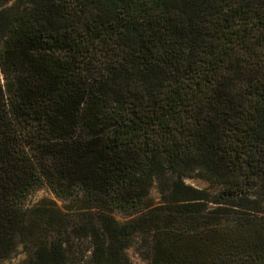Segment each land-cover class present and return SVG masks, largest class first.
<instances>
[{"label": "trees", "instance_id": "obj_1", "mask_svg": "<svg viewBox=\"0 0 264 264\" xmlns=\"http://www.w3.org/2000/svg\"><path fill=\"white\" fill-rule=\"evenodd\" d=\"M81 241L264 264V0H0V264Z\"/></svg>", "mask_w": 264, "mask_h": 264}, {"label": "rangeland", "instance_id": "obj_2", "mask_svg": "<svg viewBox=\"0 0 264 264\" xmlns=\"http://www.w3.org/2000/svg\"><path fill=\"white\" fill-rule=\"evenodd\" d=\"M184 182L198 189H203L206 187V184L199 179H185ZM150 196L155 202L159 200V195L155 187L150 191ZM42 200L52 201L56 207L64 213L68 212L69 207L75 206L69 200L56 198L46 186H42L29 193L23 202V207L25 209L31 208ZM115 217L121 222L125 220L118 214H116ZM125 253L131 264H147V261L139 254L136 244L126 249ZM70 257L72 260L70 264H90L88 243L86 241L77 243L72 248V255ZM26 258L27 254L25 249L22 244H19L13 254L5 260L4 264H24Z\"/></svg>", "mask_w": 264, "mask_h": 264}]
</instances>
